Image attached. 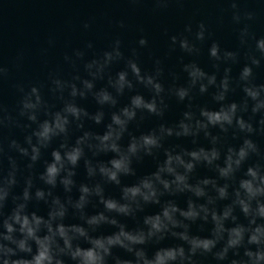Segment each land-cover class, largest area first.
I'll return each instance as SVG.
<instances>
[{"label": "water", "instance_id": "95a60500", "mask_svg": "<svg viewBox=\"0 0 264 264\" xmlns=\"http://www.w3.org/2000/svg\"><path fill=\"white\" fill-rule=\"evenodd\" d=\"M236 2L242 16L251 12L255 19L235 24L232 20L231 0H166L164 6L158 5L157 0H0V68L6 70V75L0 76V173L11 170L9 158L15 162L17 170V183L10 189L9 206L12 196L21 197L17 202L24 203L23 190L27 187V181L31 180V200L28 202L30 210L47 218L52 198L58 197L68 209L64 223L83 225L93 236L109 235L119 231L118 227L105 224L92 232L80 219V212L73 207L79 199L81 185H86L90 190L99 185L105 198L115 199L121 204L128 203L121 199L122 188L138 185L143 178L150 177L163 165L166 152L182 155L200 148L206 151L215 148L220 153V159L212 165L203 161L197 163L194 171L188 174V181L193 186L203 179L216 180L217 187L229 184L226 200H220L217 191L211 186L205 188L206 196L196 198L190 192H176L174 184L171 192H166L161 185L156 184L159 204H146L137 198L138 206L132 204V215L125 217L108 213L93 194L88 197L89 203L83 210L85 217L103 211L110 219L115 218L119 224L125 225L126 231L142 230L147 234L145 217L159 214L169 203L186 211L188 201L191 200L197 205V210L203 205L209 211L216 210L218 214H222L225 207L233 205V190L246 168L255 164L264 168V124L261 123L264 121V108L255 114L251 111L256 103L264 102V91H260L257 101H252L243 91L246 86L259 88L264 85V59H261L260 66L252 65L250 56L260 57L255 51V41L249 39L247 44L242 45L238 37V31L245 23L256 39L264 37V0ZM201 22L206 25L208 33L203 41H198L193 34L185 32V27L191 25L194 33ZM181 34L187 37L191 51L181 49L179 40L176 44L170 42V37ZM141 38L147 39L146 47L138 45ZM117 39L121 41L120 57L114 52ZM214 42L220 46L219 59L210 55ZM225 52L237 53L236 59L225 58ZM106 53H111V59ZM129 61L137 64L144 83L132 72ZM193 65L205 73V77L195 84L189 75ZM246 66L252 68V76L244 81L241 74ZM122 72L126 73V80L132 87L125 86L120 92L116 82ZM148 77L161 84L163 91L159 95L152 86L147 85ZM211 77H215V82L209 84ZM225 79L228 80L227 92L222 87ZM86 83L92 85L91 89L86 87ZM201 86L206 91L201 92ZM180 89L188 92L183 101L177 95ZM102 92L108 93L116 103H99L98 96ZM221 94L224 99H217ZM137 95L143 97L145 102L155 99L157 110L162 115L136 109L135 118L127 123L126 130L116 143L122 154L129 155L127 149L133 138L139 141L143 135H155L161 147L153 148L151 155L141 150L135 156H129L135 174H121V183L116 185L101 175L99 167L102 164L111 167L109 161L119 157L111 151H100V141L96 137H102L109 125L119 131L112 124V116L121 115L126 107L131 108V100ZM233 103L237 105L236 118L251 123L255 129L253 134L240 132L235 118L232 125H224L226 131L219 125H209L207 129L197 131V120L206 123L200 115L202 110H227ZM25 104L35 107L25 108ZM68 106L82 110L79 119L65 111ZM57 113L68 120L66 132L53 136L43 146V142L34 133L41 130L45 121L53 123ZM185 113H189L192 119L185 120ZM97 115H101L99 124L94 119ZM30 116H34L35 120L29 119ZM121 119L125 117L121 115ZM181 121L189 124L196 135L177 137L175 133L181 131ZM162 128L172 129L173 135L168 136L165 131H161ZM86 133L87 138H84ZM82 138L84 142L79 147L83 155L77 166L72 168L65 160V167L57 178V186L52 188L46 185L40 176L45 173L47 164L52 162L51 153L60 151L63 157L65 152L77 147V140ZM246 138L252 139L257 145L258 154H250L234 180L220 178L217 166H224L228 149L238 151ZM13 141L20 148L27 149L28 155H22L13 147ZM32 147L40 151L36 161L31 159ZM183 158L186 162L190 159L186 155ZM88 166L94 170L92 176L88 174ZM177 171L184 172L182 168ZM69 172L75 175L68 177ZM63 178L72 179L70 192H65L59 183ZM162 178L169 181L173 179L168 174H162ZM37 190L44 191L48 204L36 200ZM48 192L52 193L51 197ZM209 198L212 203H209ZM69 199L71 204L68 203ZM234 215L238 218L237 223L245 222L238 206H234ZM203 216L201 212L200 218L191 221L177 213L175 219L181 227L169 226L170 231L162 234L163 239L153 237L145 245L135 246V250H143L151 258L160 248L182 246L187 256L189 245L171 233L185 232L183 226L186 225L190 238H213L211 216L207 221ZM225 226L230 228L235 225L229 219L225 221ZM75 243L82 247L89 246L83 240ZM223 243L219 242L214 251H219ZM112 252L121 260L136 264L134 253L119 248ZM65 260L66 264H72L67 258ZM193 260L195 264H226L214 260L210 255H201L199 251ZM109 264H114V261L110 259ZM184 264H188V261Z\"/></svg>", "mask_w": 264, "mask_h": 264}, {"label": "clouds", "instance_id": "9594fccd", "mask_svg": "<svg viewBox=\"0 0 264 264\" xmlns=\"http://www.w3.org/2000/svg\"><path fill=\"white\" fill-rule=\"evenodd\" d=\"M157 3L160 6H164L166 0H157ZM231 9L233 11L232 20L235 24L239 25L242 21H252L255 19L254 13L251 12L244 13L242 16L236 0H231ZM185 32L193 34L196 40L203 41L205 34L208 33V29L201 22L196 26L194 33L191 25L185 27ZM238 37L242 45L247 44L249 39L255 41V51L260 54V57L257 58L255 55H252L250 59L252 65L260 66L261 59H264V37L256 39L249 31L247 23L239 29ZM178 40L181 49L191 51L188 46L187 37L184 34L170 37L172 44H176ZM114 44L115 55L120 57L121 52L119 49L121 41L117 39ZM138 45L142 48L146 47L148 45L147 39L141 38L138 41ZM219 51V44L214 42L210 48V55L219 59ZM106 55L111 59V53H106ZM224 56L227 59L235 60L237 53L225 52ZM129 65L137 79L141 83H144L145 80L141 77L137 64L129 61ZM3 75H6V70L0 68V76ZM189 75L193 84L205 77V73L194 65L191 66ZM251 76L252 68L248 66L244 67L241 79L247 81ZM208 82L209 84L214 83L215 77H211ZM146 83L152 86L157 95L163 91L161 84L154 82L152 77H148ZM125 86L132 87L126 80V73L122 72L119 74L116 87L118 91L122 92ZM86 87L91 89L92 85L86 83ZM222 87L224 92L228 91L227 79L222 82ZM200 91L204 92L206 89L201 86ZM243 91L252 101H257L260 91H264V85L259 86V88H256L254 85L246 86ZM75 94L74 89L73 95ZM177 95L183 101L188 92L180 89ZM217 99H224L223 94L218 96ZM98 102L101 104L116 103L106 92L99 94ZM24 107L32 108L35 105L25 104ZM261 108H264V102L256 103L251 111L255 114ZM136 109H145L149 113L162 115L157 110L155 99L151 102H145L143 97L137 95L131 100V108L126 107L122 110L121 115L125 119H121V115L114 114L112 116V124L116 125L119 131H116L112 125H109L108 131L102 137H96L100 141V151H111L119 157L109 161L111 167H106L103 164L99 167L101 175L116 185H120L121 183L119 179L121 174L125 176L135 174L130 166L131 160L129 156H135L141 150H144L147 155H151L153 148L161 147L159 138L155 135H143L139 141L133 138L127 149L129 155L121 153L116 141L121 138L122 133L126 130L127 123L135 118ZM65 111L76 119H79L82 114V110L75 106H68ZM236 111L237 105L234 103L227 110L223 108L220 111L202 110L200 115L206 120V123L197 120L195 127L199 131L207 129L209 125L213 127L219 125L222 130L226 131L224 125H232L235 118L240 132L248 135L253 134L255 132L253 125L246 123L243 119L236 118ZM83 114L87 115L86 112ZM29 119L35 120V117L30 116ZM94 119L99 124L101 122V115H97ZM184 119L191 120L192 117L189 113H185ZM261 123L264 124V121H261ZM67 124L68 120L57 113L53 123L45 121L41 125V130L34 133V135L37 136L39 141L43 142V146H46L53 136L66 132ZM179 128L181 131L175 133L177 137L196 135L192 131L191 126L183 121L180 122ZM161 131H165L168 136L173 135L172 129L165 130L162 128ZM87 135L86 133L84 138H87ZM205 135H208V133L205 132ZM84 138L77 140V147L65 152L63 157L60 151H53L51 153L52 162L47 164L45 173L40 176V179L46 185L52 188L57 186V178L60 177L65 167V160L72 168L77 166L78 161H80L83 155V150L79 145L84 142ZM28 142L29 144L31 143L30 138ZM12 146L16 147L22 155H28L27 149L20 148L15 141L12 142ZM61 147H65V145H61ZM32 153L31 159L32 161H36L40 155L39 148L32 147ZM250 154H258L257 145L250 138L244 139L243 145L238 151L229 148L224 159V166H217L219 177L224 180H234L236 173L241 170L242 165L250 157ZM184 155L190 158L189 161L186 162L184 160ZM165 156L166 159L163 165L159 166L157 171L150 177L143 178L138 185L122 188L121 199L128 201V203L121 204L115 199L105 198L103 189L99 185L94 190H90L86 185L79 187L80 196L73 207L80 212V219L84 221L88 228H91L92 232H95L101 225L107 224L119 229V231L109 235L97 236L91 235L83 225L64 223L68 209L61 203L58 197L52 198L47 218L37 214L35 210H30L28 202L31 200L29 191L32 188L31 180L27 181V187L23 190L22 199L24 203L17 202L21 197L12 196L10 207V189L17 183V170L15 162L9 158V163L12 165L11 170L6 173H0V185H3L0 186V264H66L65 258L72 262V264H109L110 259L114 261V264H132V261L121 260L118 256L113 255L112 250L115 248L123 249L128 253H134L136 264H177V261H179V264H184L185 261H188V264H195L193 257L196 256L198 251L201 255H210L214 260L224 261L226 264H264V168L260 164L246 168L243 177L238 180L237 186L233 190L235 196L233 205L225 207L222 214H218L216 210L209 211L203 205H200L199 210H197V205L191 200L188 201L186 211L181 210L175 204L169 203L162 208L159 214L145 217L144 225L148 228L147 234L142 230L137 232L126 231L125 225L119 224L115 218L110 219L103 211L90 217H85L83 210L89 203L88 197L93 194L99 198V204L108 213H116L125 217L132 215V204H137L138 206L137 198L146 204H159L160 200L156 184L161 185L166 192H171L172 185L174 184L176 192H190L196 198L206 196L205 188L211 186L217 191L220 200L228 198L229 184L217 187L216 180L203 179L193 186L188 181V174L194 171L197 163L203 161L207 165H212L214 161L220 159V153L215 148L211 151L200 148L198 151L184 152L182 155H173L169 151L165 153ZM178 168H182L184 172H178ZM88 174L89 176L94 174V170L90 166H88ZM162 174H168L173 179L171 181L165 180L162 178ZM73 175H75L74 172L68 173V177ZM59 183L63 185L65 192L72 190V179L63 178L60 179ZM48 196L51 197L52 193L48 192ZM35 197L37 201H44L45 204H48V201L45 200L44 191L37 190ZM212 202L211 198H209V203ZM68 203L71 204V199L68 200ZM234 206L239 207L245 221L244 223H237L238 218L234 215ZM201 212L204 213L203 219L205 221L208 220L209 215L211 216V221L214 225L211 233L213 238H190L187 234L186 225L183 226L185 227V232L171 233L189 245V254L187 256L182 246L160 248L155 251L151 258H148L143 250H135V246L145 245L153 237L163 239L162 234L170 231L169 226L171 228L181 227V224L175 219L177 213L185 220L195 221L200 218ZM229 219H231L235 226L230 228L225 226V221ZM42 232L44 233L43 235H41ZM79 240L85 241L89 246L82 247L79 243L74 244L75 241ZM221 241L224 242L223 247L219 251H214Z\"/></svg>", "mask_w": 264, "mask_h": 264}]
</instances>
